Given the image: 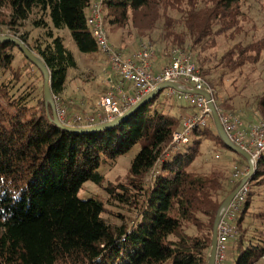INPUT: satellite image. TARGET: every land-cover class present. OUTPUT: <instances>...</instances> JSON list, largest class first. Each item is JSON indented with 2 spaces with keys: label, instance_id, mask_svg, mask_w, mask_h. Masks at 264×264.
Segmentation results:
<instances>
[{
  "label": "trees",
  "instance_id": "obj_1",
  "mask_svg": "<svg viewBox=\"0 0 264 264\" xmlns=\"http://www.w3.org/2000/svg\"><path fill=\"white\" fill-rule=\"evenodd\" d=\"M93 1L0 0L3 35L20 38L45 61L53 95L70 114L75 109L62 96L78 61L55 29H69L81 52L101 51L88 22ZM244 1L103 4L107 30L108 25H131L139 38H151L159 29L164 53L190 54L221 108L216 80L205 68L211 59L206 52L219 47L221 37L235 39L242 33L248 21ZM28 21L43 31L33 44L29 31L20 33ZM263 50L264 37L245 46L238 42L218 58L215 69L233 72ZM17 51L36 66L17 43L0 42V264H208L218 211L244 177L235 178V170L248 166L218 135L213 119L173 150L171 142L183 129L184 117L174 114L172 102L158 100L159 93L113 128L70 132L55 124L44 81L41 90L25 85L31 76L26 77L25 66L15 65ZM257 110L264 118V93ZM225 149L236 157L224 158ZM132 150L136 153L125 180L105 184L101 166ZM231 162L232 173H226ZM88 181L103 187L109 201L125 209L116 214L118 222L106 218L107 203L98 195L79 196ZM248 184L232 238L240 247L237 264H254L264 257V228L245 224L251 212L264 221V207L253 210L254 196L263 193L264 201V155Z\"/></svg>",
  "mask_w": 264,
  "mask_h": 264
},
{
  "label": "rangeland",
  "instance_id": "obj_2",
  "mask_svg": "<svg viewBox=\"0 0 264 264\" xmlns=\"http://www.w3.org/2000/svg\"><path fill=\"white\" fill-rule=\"evenodd\" d=\"M242 10L247 17L246 22L243 23L242 33L235 39H231L230 36L221 37V44L216 49L207 51L206 56L211 57L210 62L205 65V68L210 69L211 77L216 80V90L218 92L217 99L221 104V110L226 112H232L243 117L245 122L251 123L259 120H264L257 110V99L264 93V50L261 53H256L255 61L250 59L245 61L239 68L233 72H227L226 69H215L218 58L224 54L229 48H232L234 44L240 42L243 46L256 41L264 37V0H245L242 4ZM29 31L30 43H34L35 39L43 32L40 28H35L31 21H28L21 29L20 33ZM55 34L63 38V41L67 48L73 53L78 61V67L73 68L70 71L66 91L64 92L63 101L72 110L80 106H76V103L70 104V100H77L79 102L84 99L89 102L90 105L98 108V102L102 96H105L110 90L114 88L111 84L106 82L105 79L108 75L106 71L110 69L111 64L108 57L102 51L84 53L81 52L77 44L75 43L71 32L67 28L55 29ZM108 34L112 45L125 50L132 49L138 45V43L144 41L152 44L156 52L161 56V61H164L166 57L173 56L164 53V44L159 40L160 30H156L152 33V37L139 38L135 29L130 25L127 28L113 29L108 25ZM171 58V57H170ZM163 59V60H162ZM257 59V60H256ZM16 66H25L26 77L31 76L26 80L25 85L37 86L39 90L42 89L44 78L41 75V71L37 66H32L24 58L20 51H17ZM224 72V73H222ZM222 78V80H221ZM173 88H165L158 96V100H163L166 103H173L174 114H179L182 107L186 109L198 110L196 107L190 106L184 97L183 93H179L175 90L173 94ZM115 93H117L115 91ZM216 102V101H215ZM78 104V103H77ZM217 106V103H216ZM81 113L85 114L82 110ZM226 152L224 158L236 157V154L232 150H224ZM136 151L132 150L124 155L119 156L116 161L106 163L101 166L100 171L105 175V184L117 183L125 180L128 171L131 166V161ZM227 156V157H226ZM239 162L245 163L244 157H237ZM198 164H201L198 162ZM227 165V164H226ZM235 165L232 162L229 167L226 166V173H232V166ZM89 195H98L103 199L107 205V213L105 214L111 222H118L119 218L116 217L117 213L125 212V209L111 203L108 199V195L103 187L95 185L93 182L88 181L85 183L83 189L79 192L80 197H88ZM255 208L257 212L258 208H263V193L254 196ZM253 211V212H255ZM246 223H254L255 226L264 228V221L260 219H254L252 212L246 217ZM235 224V222H234ZM252 226V225H251ZM247 244L244 245L246 247ZM227 262L226 264H237L240 254V247L233 239H230L227 245ZM254 264H264V257H261Z\"/></svg>",
  "mask_w": 264,
  "mask_h": 264
},
{
  "label": "built area",
  "instance_id": "obj_3",
  "mask_svg": "<svg viewBox=\"0 0 264 264\" xmlns=\"http://www.w3.org/2000/svg\"><path fill=\"white\" fill-rule=\"evenodd\" d=\"M103 1H93L88 16L89 25L93 30L99 48L107 55L112 69L121 76L123 82L131 84L134 93L129 94L124 91L122 86H119L110 90L105 96H102L98 102V108L101 110L98 114L102 123L112 121L117 116L123 114L145 95L152 92L163 81L179 82L180 87L183 89H206L213 96V92L207 85L201 69L190 54L183 51H175L170 63L159 72H156L155 59L157 52L151 44L142 42L130 54L112 45L106 27ZM1 35L3 33L0 28ZM175 90H173V94H175ZM178 92L180 94L183 93L187 102L198 110L184 116L183 129L174 134L173 141L171 142L170 148L173 150L179 148L183 143H187L195 128L208 126L213 119L209 100L204 95ZM53 98L56 103L58 117L64 124L80 127H89L97 124L95 115L83 113L70 114L59 96L53 95ZM217 109L224 129L230 139L248 151L252 156L253 162L257 165L264 155V120L247 123L238 114L223 111L218 106ZM248 172L249 166L237 168L234 172V177H243ZM249 191L250 185L247 183L237 193L219 223L215 264H226L227 262V245L229 240L236 234L234 222L248 197Z\"/></svg>",
  "mask_w": 264,
  "mask_h": 264
},
{
  "label": "water",
  "instance_id": "obj_4",
  "mask_svg": "<svg viewBox=\"0 0 264 264\" xmlns=\"http://www.w3.org/2000/svg\"><path fill=\"white\" fill-rule=\"evenodd\" d=\"M2 41H13V42L17 43L20 46L21 50L24 52V54L28 57V59L31 62H33L41 70V72L43 73V76H44V98H45L46 105L47 106H51V108H52L53 120H54L55 124H57L61 128L66 129V130H68L70 132L91 133V132L102 131V130H106V129H109V128H113V127L119 125L120 123H122L123 121H125L131 115H133L142 106L148 104L152 99H154L165 88H173V89H176L178 91L186 92V93L201 94V95H204L209 100V106L211 108L212 118H213L214 125H215V128H216V131H217L218 135L222 138V140L225 142V144L230 149H232L235 152H237L240 155H242L246 159V161L248 163V166H249V172L242 178L241 183L239 184V186L237 188H235L226 197V199L222 203V205H221V207H220V209L218 211L216 220L214 222L213 235H212V247H211V252H210V255H209L208 264H215L216 254H217V246H218V227H219V223L222 220L225 211L228 209V207L230 206V204L234 200V198L237 195V193L240 191V189L245 184H247L250 181L252 176L255 174L256 165L253 162L251 154L248 151H246L245 149H243L242 147H240L237 144H235L230 139V137L228 136V134L225 131L224 126H223V124L221 122L220 115H219V112H218V109H217V106H216V103H215V101L213 99L212 94L206 89H203V90H199V89H196V88L183 89V88L180 87V83L179 82L163 81V82L159 83L152 92H150L147 95H145L136 104H134L133 106L128 108L123 114L117 116L112 121L95 124V125L89 126V127H80V126L66 125L59 119L58 114H57L56 103H55V100L53 98V92H52V87H51V72H50L48 66L46 65L45 61L38 54H36L34 51H32L27 46V44H25V42H23L18 37L8 36V35H1L0 36V42H2Z\"/></svg>",
  "mask_w": 264,
  "mask_h": 264
},
{
  "label": "crops",
  "instance_id": "obj_5",
  "mask_svg": "<svg viewBox=\"0 0 264 264\" xmlns=\"http://www.w3.org/2000/svg\"><path fill=\"white\" fill-rule=\"evenodd\" d=\"M138 48V45L132 49H125V51L127 53H131L133 50L137 49ZM163 60V59H162ZM171 61V58L170 57H166L164 59V61H161V56L157 53L156 54V59H155V71L156 72H159L164 66L168 65ZM108 72V75L105 79L106 82L110 83L111 84V87L112 88H117L119 86H122L124 91L129 93V94H133L134 91H133V88L131 86L130 83L128 82H123V79L121 78V76L112 69V67H110V69L108 68L106 70ZM70 104H74V103H81V108H76L75 109V113H81V111L83 110L85 114H89V115H95L96 118H97V124L99 123H102L101 122V119H100V116H99V112H101V110H99V108H96L93 104V106H89L87 109H86V106L90 105L88 101H86L85 99L81 102L77 101V100H70L69 102ZM197 110H192V109H182L181 110V114L184 116H187V115H190L192 114L193 112H195Z\"/></svg>",
  "mask_w": 264,
  "mask_h": 264
}]
</instances>
